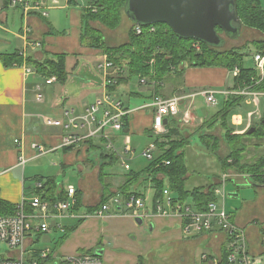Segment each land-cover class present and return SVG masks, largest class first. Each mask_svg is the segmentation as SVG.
Returning a JSON list of instances; mask_svg holds the SVG:
<instances>
[{
    "label": "crops",
    "instance_id": "crops-1",
    "mask_svg": "<svg viewBox=\"0 0 264 264\" xmlns=\"http://www.w3.org/2000/svg\"><path fill=\"white\" fill-rule=\"evenodd\" d=\"M30 1L36 3L40 0ZM83 16L84 10L80 6H73L65 0H60L56 6L52 5L51 0H46L45 6L28 12H25L22 7L12 6V0L11 2L0 0V200L2 201L18 205L23 199L32 196L35 187V182H31L33 177L49 176L42 172V168H45L40 165L43 156L37 157V153L33 148L34 144H38L53 150L52 153H59L60 156L57 155L59 156L58 161L63 162L62 165L65 168L75 167L82 172L80 188L77 189L83 196V209L80 214L84 208L89 207L87 205L88 193L85 194L89 184L88 178L96 169L99 173L100 165L104 162L99 159L100 155L98 154L90 152V156L87 148L82 145L70 152L63 151L62 141L65 132L60 128L45 125V119L47 118L62 119L63 113L67 109L73 108L77 112H83L87 106L101 99L108 92L106 79L102 72L98 70V65L103 61L105 55L102 50L88 48L81 43L84 31ZM91 26L96 29V23H92ZM26 28L31 29L29 35H25ZM35 43H40L41 47L34 48L32 45ZM24 51H26V57L24 58L33 57L40 61L57 54H67L66 67L69 74L67 82L59 84L53 80V83L48 84L47 79L37 75L26 64L23 66H5L2 55H14L16 53L22 55L21 53ZM28 67L34 71L33 74L26 73ZM176 75L178 76L177 80L170 81L168 85L164 81L160 85L159 91L156 90L155 84L150 82L145 84L148 90L151 91L150 101L154 95L171 99L175 96H190L203 90L230 91L234 86L233 77L232 84H228L231 73L222 68H186L182 75ZM118 88L112 92L114 95H116ZM135 95L143 97L141 93ZM38 96H41L40 101L37 98ZM197 98H189L183 101L180 107L181 115L176 118H167L165 125L168 130L176 129L177 134L174 139L180 140L184 137L189 140L190 145L185 152L186 159L194 158L199 163V158L195 156V151L191 145V137L194 135L200 137L202 132L198 134V130L214 115L199 116L195 109ZM122 102L131 113L127 117V129L122 134L117 135L113 141L119 152L126 145L133 148L131 135H144L152 128L154 123V110L150 108L141 109L148 104L132 107L133 102L131 100H123ZM186 113L190 114L189 122L183 120ZM40 119H43L42 123L39 122ZM194 129L196 131L192 132ZM239 132H237L239 135L243 133ZM93 144L99 149L106 146L99 142ZM105 148V152L102 153L114 154L107 147ZM21 157H24L27 161L24 167L19 164ZM88 158L92 163L88 161ZM248 158H250V153ZM259 158L261 159L260 153L256 154L255 159L252 158L250 162H255ZM207 164L210 169L208 162ZM86 166L90 168L91 172L89 169L87 170ZM92 169L94 170L92 171ZM219 170V174H214L212 178L210 175L213 176V174L209 170V175L204 180L197 177V173L190 172L186 189L192 191L202 186L218 185L216 189L224 190L225 198L222 202L225 203L228 212L233 217V221L246 231V226L250 223V220L245 221V210L238 216L236 214L238 210L234 207L228 208L227 201L228 197L231 200L237 199L239 187L247 184V178L254 177L253 175L239 173L236 170H229L225 173L220 167ZM130 171H132V166ZM201 171L205 172L206 169ZM107 174L112 177V182L118 183L119 186L125 181V176L109 172ZM226 176V183L223 186V179ZM92 185L94 186L93 189H96L95 193L100 196L101 190L99 193V189H97L98 182H92ZM231 185H234L235 188L233 192L228 190ZM147 186L151 188L152 184L148 182L145 187ZM140 189H138L139 192ZM113 192H115V189ZM144 198L146 199L148 213L146 219L151 221L153 231L162 228V230L167 229L168 232L174 233L175 231L179 232V229H181L183 239L178 237L171 239V244L176 249H169L170 252H150L146 255L137 256V264H139L140 259L142 260V256H145L146 259L144 260H148L149 264H192L195 262V249L193 247L202 243L208 246L202 254L208 253L220 256L225 241L224 235L220 233H203L186 239L179 219L156 215L152 212L153 201L152 207H149V198L145 195ZM133 219L137 222V218ZM143 221L144 219L142 223ZM243 221L245 222L243 223ZM247 235L250 240L249 249L252 255L256 258L263 256L264 238L262 235H259V238L254 240L255 242L250 233ZM178 244L181 245V249H177Z\"/></svg>",
    "mask_w": 264,
    "mask_h": 264
},
{
    "label": "trees",
    "instance_id": "trees-1",
    "mask_svg": "<svg viewBox=\"0 0 264 264\" xmlns=\"http://www.w3.org/2000/svg\"><path fill=\"white\" fill-rule=\"evenodd\" d=\"M9 1L11 2V0ZM236 3L242 27L259 31L264 35V6H262V1L236 0ZM70 4L76 6L74 2H70ZM127 4L128 0H98V13L92 14L84 11L82 45L102 50L103 54L107 55L112 61L114 67L120 70L116 76L117 85L110 87L109 92H114L133 77H138L140 80L146 79L147 82L155 84L156 90L159 91L160 85L165 80L173 74L182 75L186 68H222L229 72L239 68L240 75L234 79L233 91L250 85L252 79L257 76L255 70L246 69L243 66L245 52L241 48L220 51L218 48L211 47L195 39L180 38L168 25L162 23L141 27L143 31L139 35L135 32L134 25L127 43L116 47L107 45L103 37L98 34L91 24L98 22L109 29L118 28L123 15H126ZM217 31L220 34L223 33L220 28H217ZM253 44L255 50H264V39ZM67 56V54H57L40 61L33 57L24 58L16 53L14 55H2V60L6 67L26 64L37 75L47 80L52 79L59 84H65L69 76L66 67ZM242 101V98L236 97L224 99L222 110L199 129L198 132H202L199 138L206 154L217 157V164L223 172L236 170L239 173L253 175L255 179L259 180L263 167L261 159L259 158L255 162H246L245 154L250 148L249 143L246 142L255 138L264 139V116L258 125L251 127V129H255L252 134L248 132L250 129L241 135L233 134V129L228 125L229 114ZM125 120V129H127L128 120L127 118ZM217 130L222 131L223 137L215 136L214 131ZM176 132V129H170L167 135L156 137L152 130L147 131L146 134L154 140L159 153H157L155 160L150 162L143 171L139 173L129 171L125 175L124 183L115 192H113V187L109 182L111 176L105 173L104 169L106 166H112L119 162V157L115 153L113 155L101 153L99 159L104 163L100 165L99 182L103 192L100 202L87 208V214H96L111 198L119 195L127 199L132 196L144 197L138 189L147 182H150L156 191L153 199L154 208L158 201H163L166 188L171 195H177V197H173V206L191 201L199 212L205 213L211 203L218 202L215 195L218 187L216 184L198 187L192 191L186 189L189 174L192 172L187 165L185 156L190 142L184 137L180 140L174 139ZM221 142H225L229 149L226 157L219 154ZM93 143L89 141L83 145L86 146L87 152L99 149ZM75 148L67 147L63 151L70 152ZM88 161L91 162L89 158ZM167 162L169 165L166 164ZM63 168L65 167L63 166ZM31 182H42L44 184L41 189L33 190L34 194L40 196L44 202L55 203L56 201L68 199L65 189L58 187L53 177L36 176L31 179ZM76 199L77 205L74 212L79 214L83 209V196L80 191H77ZM17 206L0 200V217L15 215L18 210ZM85 221L86 219H79L74 226L66 227L60 244H63L74 234ZM261 235L264 238V231H261ZM40 238L41 236L38 242ZM225 258L226 242L222 246V259L225 261ZM140 261L141 259L139 264H141Z\"/></svg>",
    "mask_w": 264,
    "mask_h": 264
},
{
    "label": "built area",
    "instance_id": "built-area-1",
    "mask_svg": "<svg viewBox=\"0 0 264 264\" xmlns=\"http://www.w3.org/2000/svg\"><path fill=\"white\" fill-rule=\"evenodd\" d=\"M52 5L56 6L60 0H51ZM74 2L84 11L96 14L99 11L98 0H65ZM46 5V0H40L32 3L30 0H12V6L22 7L25 12L38 10ZM46 15L45 13L43 14ZM135 32L139 35L143 29L141 26L135 25ZM30 28L25 29V35H29ZM34 48H40V43L32 45ZM26 57V51L21 53ZM257 76L252 79L250 85L243 89L233 91L218 92L215 90H203L190 96H175L166 99L158 95H154L151 102L141 109L154 110V123L150 130L156 137H163L168 134L169 130L165 125V120L169 117H179L181 115V105L186 99H194L199 96L205 98L208 105L216 106L218 104L217 96L221 95L224 99L229 97L242 98L250 101L257 110L256 113H250L248 116L247 128L242 133H246L254 124V120L262 121L264 112L262 113L261 100L264 99V50L257 51L254 54ZM98 70L102 72L106 79L108 92L93 104L87 106L83 112H77L70 108L64 111L62 119H45V125L60 128L65 132L62 141V147H78L85 143L99 142L106 145L109 151L118 155L121 165L127 170H131V159L134 156V150L129 145L122 148L119 152L113 141L117 135L124 132L125 119L130 115L131 111L126 109L123 102L119 100L113 93L109 92L110 87L117 85L116 76L119 69L115 68L112 61L107 55L98 65ZM33 70L26 68L27 74H33ZM233 78L240 75L239 68H235ZM48 84L53 80H48ZM142 84H147L146 79H141ZM41 100V96L37 97ZM188 113L185 114L184 122H189ZM240 120L236 119L235 124H240ZM18 143V142H16ZM36 156L41 157L52 153L46 147L34 144ZM86 148V146H85ZM159 150L155 142H151L143 151L142 156L150 160H155V154ZM261 161L263 163L260 173V180L264 184V139L261 152ZM26 159L20 158V165H26ZM169 165V163H166ZM227 176L224 177L223 186H225ZM42 182L35 183V189L43 187ZM68 199L65 201H56L49 203L42 201L41 197L34 194L23 199L18 204V210L13 216L0 217V264H102V258L92 254H76L70 256H58L56 251L51 248L39 249L37 243L39 237L51 232L52 229L63 231L65 233L66 226L64 222L69 219H87L90 216L87 213L83 216L74 212L77 205L76 193L77 189L73 186L65 189ZM215 195L218 202L211 203L208 211L199 212L194 204L186 202L173 206V197L166 188L164 191V199L158 201L155 208L153 205L152 212L161 217L177 218L183 226V234L186 239L196 237L200 234H217L224 235L226 242V260L222 259V251L220 256L208 253L202 254L200 264H256L257 258L252 255L249 249L248 235L244 228L240 227L233 221V217L228 212L226 205L222 202L225 198L223 189H216ZM115 211L114 214H127L132 218L145 219L148 217L146 199L142 197L132 196L129 199L123 196H116L109 200L100 211L96 214L104 217L106 213ZM223 243V244H224ZM264 256V255H263Z\"/></svg>",
    "mask_w": 264,
    "mask_h": 264
},
{
    "label": "rangeland",
    "instance_id": "rangeland-1",
    "mask_svg": "<svg viewBox=\"0 0 264 264\" xmlns=\"http://www.w3.org/2000/svg\"><path fill=\"white\" fill-rule=\"evenodd\" d=\"M261 1L262 6H264V0ZM133 26L134 24L126 15H123L121 24L116 29L106 28L100 23L96 22V30L98 34L103 37L104 41L107 42V45L112 47L127 43L129 41L130 31L133 29ZM221 34L224 40V45L218 49L220 51H227L230 49L241 48L243 52H245L243 66L246 69L256 70V64L254 61V54L256 50L253 43L263 40L264 35L259 31L249 29L247 27H242L238 36L231 35L230 37H228L223 33ZM232 77L233 74L231 73L228 81L229 85L232 84ZM177 79L178 76L176 74H173L165 81L168 85L170 81ZM141 84L138 77H133L128 83H124L118 88L115 96L122 101L131 100V102H133L132 107L140 104H149L151 102V91L148 90L147 85ZM136 93H141L143 97H137V95H135ZM138 100L139 102L137 103ZM223 100L224 98L218 95V104L216 106H211L206 103L205 98L199 96L197 98L195 106L196 112L199 116H204L205 114L216 115L223 108ZM249 102L250 101L248 100H243L240 105L234 107L229 114L227 120L228 125L233 129V134H237V132L239 131L244 132V130L247 128L249 114L256 113L257 109L252 104H249ZM260 110L263 113L264 99L261 100ZM211 119H209L208 121H210ZM236 119L240 120L241 123L235 124ZM39 122L42 123L43 119H40ZM259 122L260 120L255 119L253 125H258ZM194 131H196V129H194L192 132ZM214 132L215 136L223 137L222 131L217 130ZM197 133L200 134V132ZM191 139V145L193 150L195 151V156L199 158V163L194 158H187V165L189 169L192 172L197 173V177L202 180L207 179L209 170H211V173L213 174V176L210 175L211 178L214 177V174L218 175L220 170L217 164V157L206 154V150L202 146L200 138L198 136L194 135L193 137H191ZM153 141L154 140L150 138L146 133L140 136L131 135V144L134 148V156L131 157L129 155L128 158H132L130 163L132 166V171L139 173L150 164L151 161L143 157L142 153L145 150L146 146H148ZM246 143H249L251 147L245 154L246 161L250 162L252 158L255 159L256 154H261L263 140L255 138ZM102 147L101 149L92 150L91 152L100 155L102 152H105L104 150H106V146ZM219 152L220 156L222 157H226L228 155L229 149L225 142H221ZM249 153L250 158H248ZM57 155L60 156L59 153H49L42 157L40 165L45 167L42 168V172H44L43 174L45 175H49L44 177H53L56 180L58 187L60 188L67 189L68 187L73 186L74 188L79 189L83 176L82 172H80L78 168L75 167L63 168V162L58 161L59 156ZM89 155L91 156L90 152ZM156 155L157 153L155 154V156ZM207 162L209 163L210 169ZM86 168L87 170H90L89 167L86 166ZM93 170L94 169H92V171ZM104 170L105 173H115L119 176H125L128 174L127 172H129L121 165L120 160L112 166H106ZM201 170L205 172H202ZM246 181L247 184L239 187V196L237 197V199L231 200L228 197L227 204L228 208L234 207L238 210L236 213L238 216L245 210V221L250 220V223H248L246 226V231L247 234H251V237L254 241L256 238H259V235H261V231H264V184L260 179L258 180L254 178H247ZM92 182H98L97 189H99V193L101 190L102 194V187L99 183L98 169H96V171L92 173L91 176H89V184L85 190V194L88 193L89 200L87 199V205L89 207H91V205H97L100 202L101 198V194L100 196H98L95 193L96 189H93L94 186L92 185ZM109 182L111 183L113 190L115 189L116 191L119 187V184L114 181L112 182V179H110ZM147 184L148 182L139 187V189L141 188L140 192L149 198L148 206L152 207V201L154 199L156 191L153 187H145V185ZM147 188L150 190H148ZM228 190L230 192H233L235 190L234 185L229 186ZM172 197H177V195L173 194ZM86 213L87 208H84L81 213L82 215L80 216H83ZM114 213L115 211L112 210L109 213H106L104 217H99L97 215L90 216L63 244H60V240L64 237L65 233L63 231L52 229L50 233L41 236L40 241L37 243V248H51L56 251L57 255H76L81 253L89 254L91 252L100 250L101 252H103V254L101 255L102 264H137V256L146 255L150 252H170L169 249H176L174 245L171 244V239L177 237L179 239H183L181 229H179V232L175 231L174 233L168 232L167 229L162 230V228H157L153 231V229L151 228V221L146 218L144 219L143 223L139 225L135 221V219L131 218L127 214L116 216V214ZM75 221L76 219L66 220L64 222V225L66 227L74 226L77 223V221ZM245 221H243V223ZM248 241L250 242L249 237ZM207 247L208 246L205 243L198 244L193 247V249H195L194 263L199 264L201 254L205 249H207ZM181 248V245L178 244L177 249ZM144 259H146L145 256H142V260L140 261V263L149 264L148 260L146 261ZM256 264H264V256H259V258H257Z\"/></svg>",
    "mask_w": 264,
    "mask_h": 264
},
{
    "label": "water",
    "instance_id": "water-1",
    "mask_svg": "<svg viewBox=\"0 0 264 264\" xmlns=\"http://www.w3.org/2000/svg\"><path fill=\"white\" fill-rule=\"evenodd\" d=\"M126 16L137 26L166 24L184 39H195L211 47L224 45L222 34L238 36L242 23L236 0H128ZM264 112V110H263ZM249 134L255 132L252 128ZM142 224L141 219H137ZM101 257V251L93 252Z\"/></svg>",
    "mask_w": 264,
    "mask_h": 264
}]
</instances>
